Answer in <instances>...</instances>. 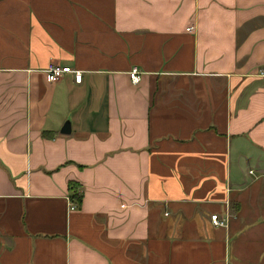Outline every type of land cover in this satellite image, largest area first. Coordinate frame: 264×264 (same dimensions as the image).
<instances>
[{"label": "crops", "instance_id": "1", "mask_svg": "<svg viewBox=\"0 0 264 264\" xmlns=\"http://www.w3.org/2000/svg\"><path fill=\"white\" fill-rule=\"evenodd\" d=\"M0 264H264V0H0Z\"/></svg>", "mask_w": 264, "mask_h": 264}, {"label": "built area", "instance_id": "2", "mask_svg": "<svg viewBox=\"0 0 264 264\" xmlns=\"http://www.w3.org/2000/svg\"><path fill=\"white\" fill-rule=\"evenodd\" d=\"M187 32H190L191 29H186ZM46 74L47 81L50 83L58 81L64 74H71L73 76V81L75 84L80 83L81 74L78 71L71 70L67 67H57L54 65H48L47 68L44 70ZM139 73L136 69H131L128 73V78L130 82L134 85L138 82ZM71 206V205H70ZM210 223L215 227H223L224 220L218 219L216 215H211L209 217Z\"/></svg>", "mask_w": 264, "mask_h": 264}, {"label": "water", "instance_id": "3", "mask_svg": "<svg viewBox=\"0 0 264 264\" xmlns=\"http://www.w3.org/2000/svg\"><path fill=\"white\" fill-rule=\"evenodd\" d=\"M68 132H69V129H68V126L67 125H64L62 128H61V130H60V133L61 134H68Z\"/></svg>", "mask_w": 264, "mask_h": 264}, {"label": "trees", "instance_id": "4", "mask_svg": "<svg viewBox=\"0 0 264 264\" xmlns=\"http://www.w3.org/2000/svg\"><path fill=\"white\" fill-rule=\"evenodd\" d=\"M77 200H78V201H77V203H79V200H80V195L77 197Z\"/></svg>", "mask_w": 264, "mask_h": 264}, {"label": "rangeland", "instance_id": "5", "mask_svg": "<svg viewBox=\"0 0 264 264\" xmlns=\"http://www.w3.org/2000/svg\"><path fill=\"white\" fill-rule=\"evenodd\" d=\"M192 30V28H190Z\"/></svg>", "mask_w": 264, "mask_h": 264}]
</instances>
